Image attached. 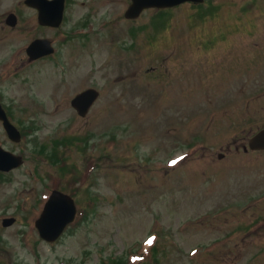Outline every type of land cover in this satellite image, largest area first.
Returning <instances> with one entry per match:
<instances>
[{
    "label": "rangeland",
    "instance_id": "374dc122",
    "mask_svg": "<svg viewBox=\"0 0 264 264\" xmlns=\"http://www.w3.org/2000/svg\"><path fill=\"white\" fill-rule=\"evenodd\" d=\"M217 3L128 19L131 0H68L55 29L0 0V99L23 133L0 121V145L25 159L0 174V264H264V151L243 149L264 126V0ZM45 37L58 53L30 62ZM89 87L101 96L81 117ZM60 188L80 213L46 242L35 220Z\"/></svg>",
    "mask_w": 264,
    "mask_h": 264
},
{
    "label": "water",
    "instance_id": "95a60500",
    "mask_svg": "<svg viewBox=\"0 0 264 264\" xmlns=\"http://www.w3.org/2000/svg\"><path fill=\"white\" fill-rule=\"evenodd\" d=\"M133 3L126 12L128 18H136L146 7H171L187 0H132ZM198 1V0H196ZM27 4L33 6L39 11V20L42 25L59 26L63 20L65 0H26ZM8 22L13 26L17 23V17L11 14ZM50 41L46 39H37L28 48V53L32 59L39 58L53 52ZM99 97V92L90 88L80 93L72 102L79 114L86 116ZM0 119L8 131L10 138L16 142L21 140V134L18 129L12 125L0 104ZM250 147L253 150H264V129L250 140ZM247 149V148H246ZM23 158L4 150L0 147V170L10 171L21 166ZM77 208L74 200L67 194L60 191H54L45 209L36 224L42 237L46 240H56L68 223L74 220ZM14 219H7L5 225H10Z\"/></svg>",
    "mask_w": 264,
    "mask_h": 264
},
{
    "label": "flooded vegetation",
    "instance_id": "af4514ba",
    "mask_svg": "<svg viewBox=\"0 0 264 264\" xmlns=\"http://www.w3.org/2000/svg\"><path fill=\"white\" fill-rule=\"evenodd\" d=\"M210 4H211V0H210ZM228 24H229V22H228ZM227 25H224V26H221V27L220 26H212L213 27V31L214 32H219V33H225V32L228 31V30H226L227 29ZM212 39L216 40L214 45L220 44V43H222V41H225V42L228 41L226 36H223V37L219 38L221 41H218L219 39L217 40V36L213 37ZM261 52H264V43H262V45H261Z\"/></svg>",
    "mask_w": 264,
    "mask_h": 264
},
{
    "label": "snow or ice",
    "instance_id": "6c2138e0",
    "mask_svg": "<svg viewBox=\"0 0 264 264\" xmlns=\"http://www.w3.org/2000/svg\"><path fill=\"white\" fill-rule=\"evenodd\" d=\"M149 243H151V241H149Z\"/></svg>",
    "mask_w": 264,
    "mask_h": 264
}]
</instances>
